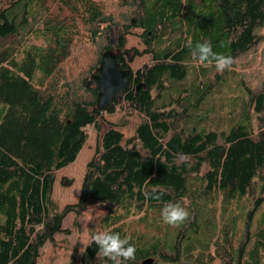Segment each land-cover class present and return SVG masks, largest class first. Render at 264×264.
Here are the masks:
<instances>
[{"label":"trees","instance_id":"trees-1","mask_svg":"<svg viewBox=\"0 0 264 264\" xmlns=\"http://www.w3.org/2000/svg\"><path fill=\"white\" fill-rule=\"evenodd\" d=\"M114 1L123 11L121 23L104 15L100 0H0V264H37L40 248L53 245L62 232L63 218L73 214L78 229L83 210L96 205L104 212L86 245L93 234L115 232L113 226L123 222L119 234L136 248L127 264H264V95L241 86L219 107L226 117L215 118L210 83L201 80L214 66L195 63L186 46L189 40L193 47L209 41L214 52L233 61L259 42L255 30L263 24L264 0ZM27 19L36 20L34 27ZM78 24L90 46L100 43L104 25L90 74L106 50L114 52L121 70H129L121 100L144 117L130 138L123 140L96 110L97 90L85 86L90 74L77 82L90 94L84 99L76 82L61 73ZM131 29L145 45L143 53H150L141 73L128 67L139 53L123 49L122 33ZM31 33L44 45L24 47ZM230 71H223L226 79ZM172 86L174 100L162 92ZM114 105L116 99L103 111L111 114ZM203 117L225 126L196 129ZM88 125L95 147L78 199L56 211L50 198L54 174L74 161ZM166 146L175 151L168 154ZM193 152L200 154H187ZM177 153L187 154L188 164L177 165ZM224 153L230 170L219 160ZM153 188L164 193L160 200L145 198ZM164 202L186 207L188 219L176 227L165 224ZM97 251L94 243L84 246L78 260L65 264H103Z\"/></svg>","mask_w":264,"mask_h":264},{"label":"rangeland","instance_id":"rangeland-1","mask_svg":"<svg viewBox=\"0 0 264 264\" xmlns=\"http://www.w3.org/2000/svg\"><path fill=\"white\" fill-rule=\"evenodd\" d=\"M100 1L104 6V15H109L115 21L119 20L118 22L121 23L120 20L123 11L121 8L116 7L115 1ZM26 23L34 27L36 20L27 19ZM103 27L104 25L99 27L100 36L97 42L100 43H98V45L95 44L94 46H90L86 43L88 32L80 27V24L76 25V30L78 33L71 38L72 42H70L68 55L63 60L60 66L61 73L64 75V77L72 83L76 82L75 85L77 91L79 92L80 96L84 97V99H88L90 97V94L83 93L80 88L78 89V86L80 87L79 83H77L78 78L80 80L82 76L86 77L91 72V67L93 66L97 58L98 48H100L101 41L104 39ZM255 33L259 36V42L249 51L238 55L235 59H233L230 71V73H233V75L228 76L226 79V75L223 72H217L215 70V67H213L206 74H204L205 76L203 78L200 77L202 81H209L210 83L211 94L208 97V102L212 105V108L214 107L213 109L216 108V111L213 114L215 118L226 117L224 111L219 110V107H225L226 102H228L227 100L231 98V95H235L236 93H238V88H241V86L243 88L244 86L248 87L249 90H251L252 94L262 92L264 95V20L263 24L260 27L256 28ZM122 35L124 36L123 49L134 50L139 53L137 56L133 55L128 62L129 69L134 73L137 71L139 73L146 71L148 65H150L151 63L150 53H143L146 47L137 37L138 32L131 29L126 33H122ZM111 36L113 35L111 34ZM23 45L24 47H28L30 45L40 46L44 45V42L39 37L35 38L34 33H31L30 36L25 40ZM143 66H145L144 70H142ZM222 77L225 78V81H221V85H219V83L217 84L218 79H221ZM172 89L173 86L169 89L165 88V90H162V92H164L166 95L168 93L170 99L174 100L178 95ZM231 89H234L235 91ZM154 94H156L155 91H152V95ZM197 104L201 106L200 103ZM199 106L194 111V113L198 111ZM113 107L114 109L111 114H108L105 111L101 112L102 118L108 125L112 124L121 132L123 140L130 138L134 133L135 127H137L144 121L143 115L140 112L133 110L122 100L120 101V103H118V105H114ZM172 107L175 109L179 108L174 103ZM239 108L240 107L237 105L234 106V109L236 111H238ZM215 118L214 121H211L203 117L196 123V129H200V125H203L207 131L223 129L225 125L223 123H220V119ZM84 132L86 134V140L74 161L66 167L58 170L54 174V182L50 198L56 206V211H60L65 205L76 203L78 199L79 188L84 174L85 164L93 155L96 138L92 126H86L84 128ZM165 150L168 154H172L175 151V147L166 146ZM226 151L227 148H225V152ZM206 153H203L202 156L206 155ZM187 154L198 155L200 153L193 152ZM225 155L226 153L220 155L219 160L222 166L230 170L231 165L227 156L225 158ZM205 169L206 168L201 169L200 175L205 171ZM220 199L221 197H218L215 203L217 218H219L221 211ZM183 203L187 205L186 200H184ZM103 212V208L98 205L86 207L78 218V229L73 228V214H67L63 218L61 223L60 228L62 232L54 235L53 245L45 243L43 247L40 248L39 256L37 258V264H65L72 258L78 260L79 253L88 243L89 235L93 232L92 227L100 223L99 219L102 218L101 216ZM254 213V216L259 218L262 212L258 210ZM222 215L224 216L225 212ZM124 224L122 222L114 225L113 227L115 232L120 233L125 230L126 228ZM64 230H68V234H66ZM100 231H104V229ZM213 264H215V261Z\"/></svg>","mask_w":264,"mask_h":264},{"label":"clouds","instance_id":"clouds-1","mask_svg":"<svg viewBox=\"0 0 264 264\" xmlns=\"http://www.w3.org/2000/svg\"><path fill=\"white\" fill-rule=\"evenodd\" d=\"M186 46L192 50L191 58L198 65L214 66L217 72H223L231 68L232 57L224 54H219L213 51L211 42H198L193 47V43L189 40ZM189 157L184 153L175 154V163L188 164ZM145 198L160 200L164 195L163 192H158L153 188L151 192H144ZM162 221L172 227L179 226L185 222L189 217V212L186 207L180 203L164 202L161 209ZM130 238L121 235L117 232L100 231L91 236L89 246L94 243L98 251L96 253L97 259L103 261V264H127L128 261L135 260L136 248L130 244Z\"/></svg>","mask_w":264,"mask_h":264},{"label":"water","instance_id":"water-1","mask_svg":"<svg viewBox=\"0 0 264 264\" xmlns=\"http://www.w3.org/2000/svg\"><path fill=\"white\" fill-rule=\"evenodd\" d=\"M113 43V39H109ZM145 66L142 67L144 70ZM129 70H121L116 63L114 52L103 51L98 66L94 73L90 74L85 82L86 88L94 86L97 90L95 95V107L98 112H102L113 99L118 103L121 101L120 93L129 85L127 76ZM138 89V86L135 88ZM151 260H145L141 264H150Z\"/></svg>","mask_w":264,"mask_h":264}]
</instances>
